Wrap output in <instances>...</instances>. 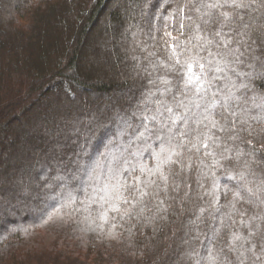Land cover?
<instances>
[{"label": "snow or ice", "instance_id": "snow-or-ice-1", "mask_svg": "<svg viewBox=\"0 0 264 264\" xmlns=\"http://www.w3.org/2000/svg\"><path fill=\"white\" fill-rule=\"evenodd\" d=\"M164 3L171 9L167 15L149 14L151 0H126V12L133 19L147 20L153 40L154 33L163 29V36L174 42L166 45V59L149 51L147 65L142 66L138 57H132L137 61L133 71L137 76L148 74L153 89L131 116L116 114L117 132L103 153L80 159L88 154L95 135L90 124L71 168L56 161L57 174L49 179L50 169L40 166L41 183L36 185L44 203L40 221L63 225L79 215L78 223L86 224L87 230L116 239L118 228L131 235L137 224L153 226L167 221L169 213L187 210L195 216L188 220L182 240L190 246L185 256L191 264H247L249 254L260 260L264 148L257 149L245 136L264 133L253 128L264 124V93H257L254 86L257 79L264 80V0ZM169 26L177 27L185 38L172 36L166 30ZM136 27L130 34L142 47L137 37L143 29ZM132 117L138 119L135 126ZM194 170L195 190L189 179ZM217 172L234 188L221 185ZM205 180L210 182L208 188ZM15 183L21 191L32 187L22 176ZM205 215L214 225L207 235L199 230ZM202 239L207 243H200Z\"/></svg>", "mask_w": 264, "mask_h": 264}, {"label": "trees", "instance_id": "trees-1", "mask_svg": "<svg viewBox=\"0 0 264 264\" xmlns=\"http://www.w3.org/2000/svg\"><path fill=\"white\" fill-rule=\"evenodd\" d=\"M126 8V0H0V264H191L185 256L190 246L182 240L188 220L195 216L187 210L169 213L167 221L153 226L137 224L131 235L118 228L116 239L87 230L86 224L78 223L79 215L53 228L40 221V166L50 169L49 179L57 174L56 161L71 168L90 124L95 135L88 154L80 159L103 153L117 132L116 114L131 116L153 89L148 74L137 76L133 71L137 61L132 57L142 66L147 65L149 51L166 59V45L174 42L163 36V29L153 40L147 20L133 19ZM170 10L164 0H151L149 14L167 15ZM136 25L143 29L137 39L146 50L136 46L130 34L137 31ZM166 30L185 38L175 26ZM169 78L176 79L172 74ZM254 86L264 93V80L257 79ZM131 123L135 126L138 119L132 117ZM253 128L264 129V124ZM245 139L264 148V133ZM143 156L150 162L148 152ZM21 176L26 184L32 183L28 191L15 183ZM217 176L221 185L234 188L220 172ZM189 179L195 190V170ZM209 184L204 181L205 188ZM221 203H226L223 194ZM212 227L205 215L199 230L207 235ZM43 230L51 232L56 243L45 246ZM256 243L259 255L258 237ZM249 256L247 264H264V256Z\"/></svg>", "mask_w": 264, "mask_h": 264}, {"label": "rangeland", "instance_id": "rangeland-1", "mask_svg": "<svg viewBox=\"0 0 264 264\" xmlns=\"http://www.w3.org/2000/svg\"><path fill=\"white\" fill-rule=\"evenodd\" d=\"M92 46V45H91ZM57 225V224H56ZM51 228L55 227V224H53V226H50ZM50 227H47V228H50ZM43 234L44 236L42 238H44V242H45V246H46V243L49 245V243H56V237L53 236V234L50 232V233H47L45 230H43Z\"/></svg>", "mask_w": 264, "mask_h": 264}]
</instances>
